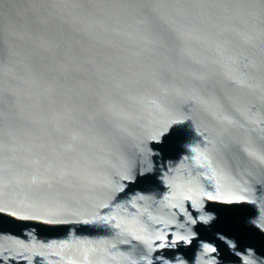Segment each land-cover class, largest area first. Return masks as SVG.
Masks as SVG:
<instances>
[{"label":"water","instance_id":"1","mask_svg":"<svg viewBox=\"0 0 264 264\" xmlns=\"http://www.w3.org/2000/svg\"><path fill=\"white\" fill-rule=\"evenodd\" d=\"M0 264H264V0H0Z\"/></svg>","mask_w":264,"mask_h":264}]
</instances>
